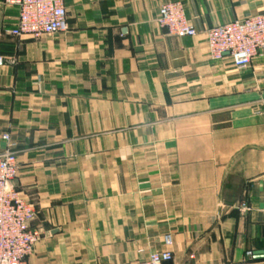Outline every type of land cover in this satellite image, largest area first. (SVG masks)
Here are the masks:
<instances>
[{
	"label": "crops",
	"instance_id": "1",
	"mask_svg": "<svg viewBox=\"0 0 264 264\" xmlns=\"http://www.w3.org/2000/svg\"><path fill=\"white\" fill-rule=\"evenodd\" d=\"M168 3L195 38L158 26ZM64 4L40 39L0 8V153L9 135L44 232L28 264H142L168 235L171 264H264V52L238 70L205 37L264 0Z\"/></svg>",
	"mask_w": 264,
	"mask_h": 264
},
{
	"label": "built area",
	"instance_id": "2",
	"mask_svg": "<svg viewBox=\"0 0 264 264\" xmlns=\"http://www.w3.org/2000/svg\"><path fill=\"white\" fill-rule=\"evenodd\" d=\"M2 6L19 9L15 37L40 39L68 31L64 0H4ZM158 26L179 39L195 38L198 33L186 18L181 3H168L159 10ZM208 54L212 61L229 56L238 70L247 69L260 52H264V12L243 21L215 26L205 33ZM14 61L0 56V68ZM6 147L0 153V264H28L44 232L34 229L36 207L16 188L19 164L15 145L9 135L3 136ZM241 208L248 211V205ZM167 250L149 256L142 264H171V236L164 239ZM248 256H252L251 253Z\"/></svg>",
	"mask_w": 264,
	"mask_h": 264
}]
</instances>
